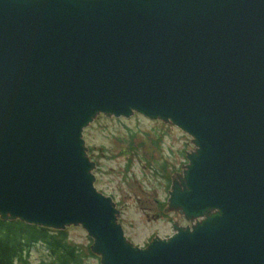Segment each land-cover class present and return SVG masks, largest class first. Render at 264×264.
I'll return each instance as SVG.
<instances>
[{
	"label": "water",
	"instance_id": "95a60500",
	"mask_svg": "<svg viewBox=\"0 0 264 264\" xmlns=\"http://www.w3.org/2000/svg\"><path fill=\"white\" fill-rule=\"evenodd\" d=\"M135 111L197 145L165 217L216 211L145 248L82 137ZM0 216L81 226L102 264H264V0H0Z\"/></svg>",
	"mask_w": 264,
	"mask_h": 264
},
{
	"label": "rangeland",
	"instance_id": "374dc122",
	"mask_svg": "<svg viewBox=\"0 0 264 264\" xmlns=\"http://www.w3.org/2000/svg\"><path fill=\"white\" fill-rule=\"evenodd\" d=\"M82 137L89 150L86 154L94 162L95 187L112 198L119 211L117 222L131 243L146 246L151 237L166 238L186 224L183 215L168 220L160 214L159 203L166 204L171 175L180 172L187 163L185 152L194 148L189 134L139 112L127 117L100 112L84 127ZM65 230L76 246L86 249L92 243L81 226L69 225ZM93 254L88 263L101 264L99 255ZM48 256L46 247L37 244L27 264H37Z\"/></svg>",
	"mask_w": 264,
	"mask_h": 264
},
{
	"label": "trees",
	"instance_id": "16d2710c",
	"mask_svg": "<svg viewBox=\"0 0 264 264\" xmlns=\"http://www.w3.org/2000/svg\"><path fill=\"white\" fill-rule=\"evenodd\" d=\"M164 207V201L160 202V214H164ZM37 244L46 247L49 253L48 257L40 258L37 264H90L87 258L95 256L90 246L84 249L70 243L66 230L0 217V264H27Z\"/></svg>",
	"mask_w": 264,
	"mask_h": 264
}]
</instances>
